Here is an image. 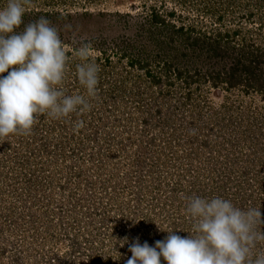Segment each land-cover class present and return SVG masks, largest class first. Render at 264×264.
I'll return each mask as SVG.
<instances>
[{
  "label": "rangeland",
  "instance_id": "obj_1",
  "mask_svg": "<svg viewBox=\"0 0 264 264\" xmlns=\"http://www.w3.org/2000/svg\"><path fill=\"white\" fill-rule=\"evenodd\" d=\"M25 9L17 31L43 16L70 57L91 45L98 95L89 111L40 115L29 135L0 142V264H126L136 237L154 246L165 231L188 235L193 195L260 208L264 219V64L232 79L226 60L154 61L163 52L148 39L155 26L196 23V34L223 43L217 34L233 33L263 55L264 0H29ZM77 62L69 94H83Z\"/></svg>",
  "mask_w": 264,
  "mask_h": 264
},
{
  "label": "clouds",
  "instance_id": "obj_2",
  "mask_svg": "<svg viewBox=\"0 0 264 264\" xmlns=\"http://www.w3.org/2000/svg\"><path fill=\"white\" fill-rule=\"evenodd\" d=\"M28 3L6 0L0 7V142L9 135H29L40 115L62 120L89 111L98 95L100 67L91 59L90 44H82L70 57L57 28L43 16L17 31ZM72 59L78 61L74 75L83 94H69L64 87ZM83 127L77 121L74 130ZM185 201L188 235L165 231L167 236L154 246L136 237L126 264H161V258L166 264H264V251H256L264 245L260 208L237 207L221 196L193 195ZM122 241L128 243V238Z\"/></svg>",
  "mask_w": 264,
  "mask_h": 264
},
{
  "label": "trees",
  "instance_id": "obj_3",
  "mask_svg": "<svg viewBox=\"0 0 264 264\" xmlns=\"http://www.w3.org/2000/svg\"><path fill=\"white\" fill-rule=\"evenodd\" d=\"M196 25L197 24L195 23V25L190 26L186 31L183 29L172 31L164 24L152 28V31L150 30L151 33L148 35L149 42L155 43L156 48L163 52H158L153 60L164 61L167 63L171 57L175 58L177 56L183 60V58L187 57L189 54L198 55L199 58L207 56V58L212 59L211 65L226 60L223 64L228 63L227 67H229V64L231 65L228 71L230 70V78L232 79L239 78L240 75H238V73L245 74L246 76L248 74H253L254 70L257 68L255 65L262 66V64H264V54H257L258 52H256V50L253 53V49L246 41H244L245 43H242L241 47L235 45L233 42L235 34L229 32L226 35L217 34L222 36L225 40V43H222L217 40L209 39L211 35L200 32V30H198L199 32L196 34L192 29ZM165 30L170 31V34H164L163 37L161 34H163ZM171 52L176 56L171 55ZM128 57L130 56L128 55ZM190 58L193 59L192 57ZM128 65L130 67H133L134 65L140 67L142 64L140 63V60L131 58ZM173 75L176 77L180 76L175 73ZM151 78L153 77L151 76ZM157 80L160 79H154L153 82L157 83ZM190 85L191 83H189V86ZM157 87L159 88V86Z\"/></svg>",
  "mask_w": 264,
  "mask_h": 264
}]
</instances>
